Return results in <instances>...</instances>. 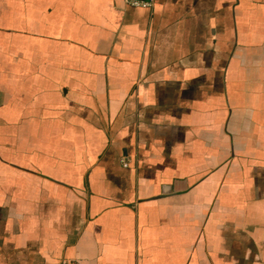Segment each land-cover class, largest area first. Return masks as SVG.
Listing matches in <instances>:
<instances>
[{"label": "crops", "instance_id": "1", "mask_svg": "<svg viewBox=\"0 0 264 264\" xmlns=\"http://www.w3.org/2000/svg\"><path fill=\"white\" fill-rule=\"evenodd\" d=\"M0 264H264V0H0Z\"/></svg>", "mask_w": 264, "mask_h": 264}]
</instances>
